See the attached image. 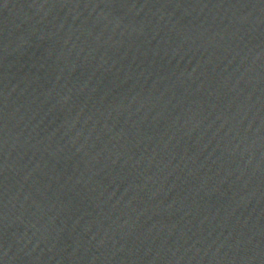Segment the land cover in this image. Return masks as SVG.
Wrapping results in <instances>:
<instances>
[{"label":"water","instance_id":"95a60500","mask_svg":"<svg viewBox=\"0 0 264 264\" xmlns=\"http://www.w3.org/2000/svg\"><path fill=\"white\" fill-rule=\"evenodd\" d=\"M0 264H264V0H0Z\"/></svg>","mask_w":264,"mask_h":264}]
</instances>
